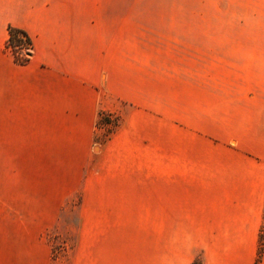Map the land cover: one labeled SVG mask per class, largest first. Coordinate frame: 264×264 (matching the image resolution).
Listing matches in <instances>:
<instances>
[{"label":"rangeland","instance_id":"374dc122","mask_svg":"<svg viewBox=\"0 0 264 264\" xmlns=\"http://www.w3.org/2000/svg\"><path fill=\"white\" fill-rule=\"evenodd\" d=\"M107 2L92 136L86 120L0 122V264H69L78 242L194 243L213 192L260 193L264 0Z\"/></svg>","mask_w":264,"mask_h":264},{"label":"crops","instance_id":"0c3cea01","mask_svg":"<svg viewBox=\"0 0 264 264\" xmlns=\"http://www.w3.org/2000/svg\"><path fill=\"white\" fill-rule=\"evenodd\" d=\"M107 0H0V122H88L93 133L98 91L93 92V30ZM8 27L31 40L25 64L15 62ZM99 77H97L98 79ZM203 201V200H202ZM205 221L194 243L156 241L76 243L69 264H264V183L260 193L236 199L223 191L202 205ZM155 234V233H153Z\"/></svg>","mask_w":264,"mask_h":264},{"label":"trees","instance_id":"16d2710c","mask_svg":"<svg viewBox=\"0 0 264 264\" xmlns=\"http://www.w3.org/2000/svg\"><path fill=\"white\" fill-rule=\"evenodd\" d=\"M8 33H9V37L6 42V47L11 46L15 48L19 46H25V52L23 53L21 57L15 54L16 51L12 52L15 62L19 64H25L31 55L30 38L24 31L20 29L12 28V27H8ZM260 247H261V234L259 235V246H258V253H257V259L255 261V264H259L258 254H259ZM192 264H196V261H193Z\"/></svg>","mask_w":264,"mask_h":264},{"label":"built area","instance_id":"2783aa9c","mask_svg":"<svg viewBox=\"0 0 264 264\" xmlns=\"http://www.w3.org/2000/svg\"><path fill=\"white\" fill-rule=\"evenodd\" d=\"M24 52H25V50H23V51H22V54H20V55H23Z\"/></svg>","mask_w":264,"mask_h":264}]
</instances>
